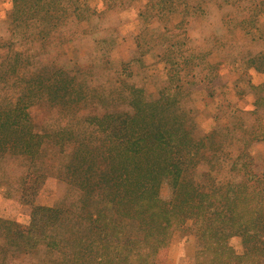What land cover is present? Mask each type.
<instances>
[{"label": "rangeland", "instance_id": "1", "mask_svg": "<svg viewBox=\"0 0 264 264\" xmlns=\"http://www.w3.org/2000/svg\"><path fill=\"white\" fill-rule=\"evenodd\" d=\"M169 1L63 0L64 20L57 29L48 28L50 36L40 44L36 36L40 26L10 28L7 21L13 2L0 0V43L7 42L0 44V64L7 62L11 50L22 58L17 89L13 86L7 92L24 91L32 73L41 71L43 75L37 74L41 79L53 65L66 71L57 76V84L72 85L65 103L41 99L26 109L41 153L35 158L8 153L0 160L3 234L5 228H28L33 208L52 212L47 237L32 249L21 245L3 251L0 264H107L106 257L99 260L94 251L99 235L86 230L83 220L88 211L81 192L72 186L71 169L79 165L76 176L81 178L86 150L94 159L102 158L106 147L100 137L90 134L89 118L106 113L133 116L137 107L132 111L130 103L139 96L133 89L140 90L148 104L173 101L172 113L191 125L194 139L204 146L194 168L189 166L183 174L185 181L204 190L242 183L255 186L254 178L264 173V102L257 110L255 105L257 95L264 99V71L256 69L264 67L260 59L264 56V14L252 20L253 3L258 0ZM36 18L41 20L38 14ZM168 71L187 84L173 90ZM77 95H81L78 100ZM73 136L89 141L76 158ZM243 149L244 161L239 163L247 168L238 171L232 166ZM171 196L169 181L162 180L158 197L168 202ZM117 223L124 228L102 236L145 240L137 221L125 218ZM196 233L193 222L186 220L162 247L154 240L147 243L158 247L155 264H200ZM5 241L1 236L0 245ZM79 242L81 260L75 255ZM226 244L233 255L243 254L239 235L229 236ZM105 247L115 249L113 243Z\"/></svg>", "mask_w": 264, "mask_h": 264}, {"label": "trees", "instance_id": "2", "mask_svg": "<svg viewBox=\"0 0 264 264\" xmlns=\"http://www.w3.org/2000/svg\"><path fill=\"white\" fill-rule=\"evenodd\" d=\"M62 1L12 0L13 7L7 25L14 30L40 26L36 36L40 44H43L50 36L48 28L57 29L60 21L64 20ZM263 4L264 0L253 3L256 6L252 10V13L255 12L252 20L264 14ZM36 14L41 20L36 18ZM0 44L6 45L7 42ZM9 46L12 43L9 42ZM261 58L264 59V56ZM21 62V54L11 50L7 62L0 64V89L6 91L0 93V160L8 153L33 158L41 153L37 134L30 130L32 123L26 109L41 99L63 104L71 95L72 85L59 86L55 81L57 76L66 74L57 65L49 67L41 79L37 75H43L41 71L32 73V77L24 82H28V87L24 91L13 89L11 91L16 92L10 95L8 89L13 86L17 89L15 81ZM256 69L264 71V67ZM168 72V80L174 84L173 90H180L182 84H187L172 71ZM132 92L139 93V96H135L136 102L130 103L132 111L134 106L138 108L133 116V113H125L121 118L116 113H106L101 117L89 118L90 134L101 138L103 147H106L105 152L99 159H94L90 150L83 152L85 162L81 167L85 171L80 175L81 178L76 176L80 170L79 165L71 169L72 186L81 192L82 202L88 211L83 220L86 230H95L90 233L100 238L96 244L98 250H94L98 252L97 258L102 260L105 256L107 264H155L158 247L168 241L174 230L181 229L186 220H191L197 228L196 235L200 242V251L196 257L200 264H262L264 173L254 178L255 186L242 183L204 190L185 181L183 174L189 166L190 169L194 168L204 152V146L194 139L191 125L189 127L180 115L172 113L173 101H152L148 104L143 100L140 90L133 89ZM80 98L81 95H77V100ZM2 101H5L3 106ZM262 101L264 99L261 95H257L256 110L264 105L261 106ZM171 121L177 124L171 125ZM83 138L73 136L71 139L74 158L84 149V142H89H83ZM89 148L94 150L91 146ZM244 150L240 151L238 162L234 161L232 166L238 171L242 166L247 168L245 163H239L244 161ZM162 180H168L172 189L171 200L168 202L158 197V187ZM95 196L97 201L94 200ZM50 213L43 208H33L31 225L20 231L5 228L3 234L5 224L0 225V237L6 239V243L0 245V254L21 245L30 249L39 245L47 237V224L52 218ZM125 218L138 222L145 240L132 241L122 235L121 240L102 236L123 229L124 226L118 224L117 220ZM234 234L242 239L244 252L241 256L233 255L226 244L227 238ZM153 240L158 243V247L147 246ZM81 243L77 244L75 252L80 260ZM110 243L115 245L114 250L105 247ZM133 244L138 248H134Z\"/></svg>", "mask_w": 264, "mask_h": 264}]
</instances>
